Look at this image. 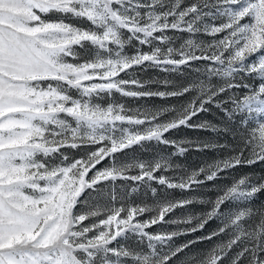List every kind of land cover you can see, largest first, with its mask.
<instances>
[{
    "label": "snow or ice",
    "instance_id": "1",
    "mask_svg": "<svg viewBox=\"0 0 264 264\" xmlns=\"http://www.w3.org/2000/svg\"><path fill=\"white\" fill-rule=\"evenodd\" d=\"M185 31L210 39L177 48L167 33ZM197 62H205L196 68L203 78L186 79ZM149 68L177 79H140L137 70ZM193 92L178 107L157 109L113 99ZM209 106L218 122H194ZM181 127L232 142L168 137ZM145 142L174 146L172 155H229L191 172L166 157L96 167ZM256 165H264V0H0V264H264V203L256 204L264 173L214 185L218 194L207 201H128L141 185L155 196L152 181L195 192ZM133 168L139 173L129 175ZM169 168L178 169L175 179L155 175ZM117 181L132 185L118 195ZM197 202L210 208L166 219ZM210 221L219 223L207 235L176 243ZM158 224L186 227L150 230ZM214 238L222 242L186 252Z\"/></svg>",
    "mask_w": 264,
    "mask_h": 264
},
{
    "label": "rangeland",
    "instance_id": "2",
    "mask_svg": "<svg viewBox=\"0 0 264 264\" xmlns=\"http://www.w3.org/2000/svg\"><path fill=\"white\" fill-rule=\"evenodd\" d=\"M188 2V0H186ZM170 36L175 37V46L178 48L182 43H185L189 38L194 39L196 41H207L210 38L201 34H189L185 32H169L167 33ZM144 51H148V47L145 46L143 48ZM129 52L132 51L130 47L128 49ZM205 62H197L193 65L191 69L185 70V78L188 80L203 78L199 76L196 72V68L203 67ZM137 73L142 80H151V79H164L166 76L168 79L176 80V74L168 75L166 73L160 72L155 68H149L146 72L137 70ZM179 82V81H178ZM213 83H218L217 80H213ZM151 90L155 91L157 88L163 91L165 90L163 86L158 84H150L148 86ZM170 90V89H169ZM197 95L196 92L190 93L189 95L181 98H168V99H161L158 97H151V98H128V97H121L119 94H115L113 99L116 100L118 103L125 104L130 109H157L162 107L168 106H179L180 104L186 103L189 99L193 96ZM107 99V98H106ZM210 112L201 113L198 117L194 118V122H199L202 120H210L213 123L218 122L219 120V111L212 106ZM170 139H175L177 141L181 140H196L199 138L200 140H215L218 139L220 143H231V137H216L213 133L207 131H193L186 127H181L179 129L173 130L172 132L167 134ZM184 147H189L187 144L182 145ZM176 148L174 146H164L158 145L156 142H145L143 146L135 145L129 149H125L122 152L115 154V159L112 158H105L101 164L97 165V168H106L115 166H121L124 164H132V163H140V162H154L155 160L160 159L161 157H166L168 161L173 164L174 166H178V169H185L188 172L193 170H198L200 167H205L208 164L215 162L216 160L222 159L229 155L227 150H205V151H196L192 150L191 148L189 151L185 152L182 156L181 155H172V153L176 152ZM71 155H76V153H70ZM178 169H162L158 170L155 175H164L165 177L175 179L177 177ZM139 173L138 168H133L129 170V175H136ZM251 174L255 173L257 175L264 173V165H256L251 168L249 167H239L232 170L230 173L222 174L221 178L214 181L208 182L205 185L200 186L195 192H188V191H181L179 189H167L166 186H161L158 184L157 181L150 182L151 187L157 189L155 196L152 194L150 188L146 185H141L138 190L128 197V201L130 203L141 204H153L158 200L162 199H170V200H180L186 197H199L205 201L209 199H215L216 195L218 194L214 188L216 186H224L231 183V178L233 176H241L242 174ZM92 173H89L91 175ZM123 185V188L121 187ZM129 185H132L131 181H117L115 185V189L117 194L120 195L124 191H127ZM111 185L105 186V191H108ZM260 203H264V195H261L257 198L256 204L259 205ZM119 206V205H117ZM210 208V205L207 203H193L188 205L185 208H177L174 212L170 213L166 219H177L189 214L197 215L202 212L207 211ZM87 223V221L85 222ZM218 221H210L208 225H206L205 229L202 231H198L195 233H191L190 235L186 236H178L176 238V243H183L187 240H194L198 236L207 235L208 232L212 231L214 228L217 227ZM164 228L165 230L171 231L177 228L186 227L184 224H158L154 225L151 231H157L160 228ZM226 240V237L223 238ZM222 242L221 238H214L213 241H203L201 243H197L192 245L190 249H187L186 252L188 255H197L216 243ZM131 243H135L132 241ZM183 259V257H181Z\"/></svg>",
    "mask_w": 264,
    "mask_h": 264
}]
</instances>
